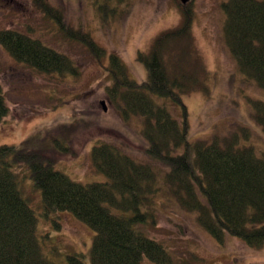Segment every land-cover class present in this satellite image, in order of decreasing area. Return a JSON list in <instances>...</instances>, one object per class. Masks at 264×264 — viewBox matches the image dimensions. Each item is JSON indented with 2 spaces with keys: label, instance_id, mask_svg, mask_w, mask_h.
<instances>
[{
  "label": "trees",
  "instance_id": "1",
  "mask_svg": "<svg viewBox=\"0 0 264 264\" xmlns=\"http://www.w3.org/2000/svg\"><path fill=\"white\" fill-rule=\"evenodd\" d=\"M33 1L59 22L67 38L83 43L105 69L111 82L106 93L124 115L143 117L140 133L148 141L145 151L162 164L158 166L164 171L163 183L171 197L175 196L183 209L196 212L199 225L221 243L230 234L249 246H264V151L242 144L237 133L217 134L209 140L189 139L183 96L196 92L209 96L213 75L193 34L191 0H174L183 14L182 24L159 32L148 50L139 52V60L148 71L144 81L131 78L115 53L109 55L110 64L104 65L106 49L89 31L66 22L61 8L49 0ZM119 1L125 2L123 14H127L130 0ZM109 2L112 0H104ZM221 4L226 45L244 77L264 90V0H227ZM0 42L15 60L46 74L78 73L67 53L31 34L6 28L0 30ZM153 96L180 104L183 120H177ZM251 102L253 117L264 130V101ZM8 107L0 82V125ZM68 127L61 125L60 130ZM241 129L247 139L252 136L248 127ZM29 139L0 145V264H58L45 256L37 234V217L18 187L14 168L21 164L31 169L46 210L72 211L95 230L89 264H142L145 257L157 264H171L166 246L135 228L157 222L154 184L158 173L151 162L138 161L112 144L101 143L93 147L92 158L109 181L82 183L54 168L55 156L30 148ZM62 148L66 154H76L72 146ZM84 257L75 253L69 261L87 264Z\"/></svg>",
  "mask_w": 264,
  "mask_h": 264
},
{
  "label": "rangeland",
  "instance_id": "2",
  "mask_svg": "<svg viewBox=\"0 0 264 264\" xmlns=\"http://www.w3.org/2000/svg\"><path fill=\"white\" fill-rule=\"evenodd\" d=\"M224 1L227 0H191L195 11L193 34L213 75L209 96L201 92L183 96L189 139L209 140L217 134L237 133L242 144L264 151V130L253 117L251 102L264 101V90L244 77L225 43ZM49 2L61 8L66 22L75 29L89 31L106 49L104 65L110 64L109 55L115 53L125 63L129 76L137 81L148 77L139 52L147 51L159 32L183 22L174 0H130L127 14H123L125 2L119 0ZM59 26L33 0H0V30L12 28L41 39L67 53L78 70L46 74L15 60L0 42V82L10 109L0 125V145L18 144L30 138V148L55 156L54 168L77 182L94 183L107 182L109 177L94 166L93 147L112 144L138 161L151 162L158 173L154 184L157 222L141 223L135 228L162 242L172 256L171 264H264V246H249L230 234L221 243L199 225L196 212H188L175 196L171 197L163 183L164 171L158 166L162 164L145 151L148 141L140 133L143 117L124 115L106 93L111 83L108 73L83 43L67 38ZM153 97L177 120H183L180 104ZM61 125H68V130H60ZM241 127H248L252 136L247 139ZM61 146L74 147L76 154H66ZM14 172L22 196L37 217V234L45 256L58 264H71L69 256L82 253L89 264L95 230L72 211L46 210L42 191L35 185L28 166H15ZM142 264L157 263L145 257Z\"/></svg>",
  "mask_w": 264,
  "mask_h": 264
},
{
  "label": "water",
  "instance_id": "3",
  "mask_svg": "<svg viewBox=\"0 0 264 264\" xmlns=\"http://www.w3.org/2000/svg\"><path fill=\"white\" fill-rule=\"evenodd\" d=\"M183 1H186V0H183ZM101 103L104 105V110H107V107L105 106V101L103 100Z\"/></svg>",
  "mask_w": 264,
  "mask_h": 264
}]
</instances>
